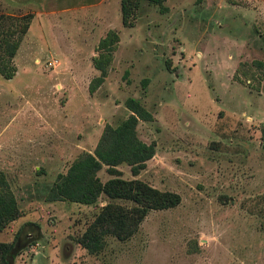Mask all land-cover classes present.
<instances>
[{"label": "rangeland", "instance_id": "1", "mask_svg": "<svg viewBox=\"0 0 264 264\" xmlns=\"http://www.w3.org/2000/svg\"><path fill=\"white\" fill-rule=\"evenodd\" d=\"M164 4L160 13L142 1L124 26L119 0H0V13L31 14L14 74L0 75V168L27 209L0 231L13 240L9 264H264V64L252 62L264 59V0ZM108 28L119 40L89 92ZM127 96L152 114L135 130L154 153L135 175L118 164L120 176L175 191L179 202L89 253L77 237L103 199H41L75 146L92 150L103 124L125 117ZM97 175L110 176L104 167ZM26 221L37 227L15 235Z\"/></svg>", "mask_w": 264, "mask_h": 264}, {"label": "trees", "instance_id": "2", "mask_svg": "<svg viewBox=\"0 0 264 264\" xmlns=\"http://www.w3.org/2000/svg\"><path fill=\"white\" fill-rule=\"evenodd\" d=\"M142 1L155 4L160 13L168 10L165 0H119L122 25H133L135 10ZM30 17V13L19 16L0 13V75L4 78L11 77L15 72L12 57ZM118 40V33L113 28H108L98 38L94 46L96 54L91 56V64L97 74L88 82L89 92L94 91L104 80ZM252 62L263 65L264 59H253ZM123 104L128 110L125 117L114 125L104 123L92 150H81L63 172H57L43 197L46 200L85 204L103 199L77 237V242L89 253L103 247L105 235L120 240L131 236L149 210L172 207L179 202V195L175 191L161 190L138 177L120 176V170L116 167L118 164L128 165L130 173L135 175L154 153V142L141 140L135 130L138 120L152 119L151 112L132 96L125 97ZM102 166L110 175L104 180L97 175ZM116 199L127 201L128 204L117 202ZM19 215L15 195L4 173L0 171V231ZM31 225L37 227L36 222H22L15 235L22 230L29 232L27 228ZM12 246L13 240H0V264H9L7 253Z\"/></svg>", "mask_w": 264, "mask_h": 264}, {"label": "crops", "instance_id": "3", "mask_svg": "<svg viewBox=\"0 0 264 264\" xmlns=\"http://www.w3.org/2000/svg\"><path fill=\"white\" fill-rule=\"evenodd\" d=\"M127 114V113H126ZM77 145V144H76ZM75 149V153H74V156L78 153V152H80L81 150H88V151H91V150H89V149H86V148H84V147H82V146H79V145H77V146H75L74 147ZM78 148V149H77ZM74 156H72V158L74 157ZM72 158L68 161V163L66 164V166H65V169H66V167H67V165L69 164V162L72 160ZM7 164V163H6ZM102 167H104V166H102ZM101 167V168H102ZM100 168V169H101ZM64 169V170H65ZM100 169H98V170H100ZM64 170H62V171H57V172H63ZM0 171H2L3 173H4V175H5V178H6V180H7V182L9 183V186H10V188H11V190L13 191V193H14V195H15V198H16V201H17V205H18V198H17V196H16V194H15V191H14V187L12 186V179H10L9 177H8V174H7V171H8V169H7V165H6V167L4 166L3 168H0ZM56 172V173H57ZM55 173V174H56ZM23 177V176H22ZM54 177L55 176H53V179H54ZM107 178V177H106ZM105 178V179H106ZM53 180H46V182L48 183L47 184V186L45 187V190H44V192H43V196H42V201L43 202H45L44 204L45 205H47V203L49 202V201H56V200H46V199H44L43 197H44V194H45V192H46V190H47V188L49 187V185L51 184V182H52ZM19 192H20V194H21V192H23L24 194H26V192H25V189H19ZM22 193V194H23ZM28 193V192H27ZM21 194V198H23V195ZM60 201H64V200H60ZM70 202H74V201H70ZM76 203H78V202H76ZM81 204H85V203H81ZM18 208L20 209V215L19 216H17L16 218H14V219H12L11 221H13V220H15V219H17L18 217H20L21 215H23L24 213H25V211L27 210V209H23L21 206H19L18 205Z\"/></svg>", "mask_w": 264, "mask_h": 264}, {"label": "built area", "instance_id": "4", "mask_svg": "<svg viewBox=\"0 0 264 264\" xmlns=\"http://www.w3.org/2000/svg\"><path fill=\"white\" fill-rule=\"evenodd\" d=\"M56 62H57L56 58L51 57V56L48 55L47 60H46V64L47 65H55Z\"/></svg>", "mask_w": 264, "mask_h": 264}]
</instances>
